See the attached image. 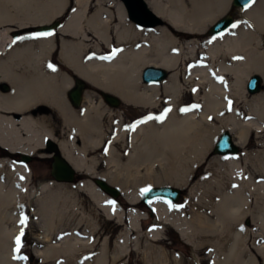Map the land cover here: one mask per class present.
Returning <instances> with one entry per match:
<instances>
[{
  "label": "bare ground",
  "instance_id": "1",
  "mask_svg": "<svg viewBox=\"0 0 264 264\" xmlns=\"http://www.w3.org/2000/svg\"><path fill=\"white\" fill-rule=\"evenodd\" d=\"M144 1L179 33L164 26L139 27L129 19L121 0H75L74 4L69 0H0V87L11 86L7 93L0 91V147L11 153L41 156L45 142L54 140L59 153L79 174L124 187L125 199L134 206L141 200L138 188L152 180L149 175L155 173L156 164L161 169V177L154 180L157 184L182 185L188 164L196 165L209 154L217 124L237 132L239 146L246 145L251 129L264 133V94L245 101L251 119L239 116L250 76L258 74L264 80V51L260 50L264 47V0H255L248 9L239 8L249 29L236 24L227 33L213 36L210 28L231 10L232 0ZM66 14L50 36L32 30L50 26ZM15 31L22 33L13 37L11 32ZM183 36L187 39L182 40ZM106 47L114 49L110 56L104 55ZM181 63L184 73L177 71ZM150 66L172 74L161 83H142L141 74ZM76 79L90 86L84 95L86 105L79 109L67 98ZM183 81L193 85L189 92L197 103L194 108L185 102ZM102 91L128 105L154 112L160 109L162 115L153 116L129 136L120 131L106 139L102 116L113 115V111L102 99ZM50 110L69 127L61 139L50 129ZM117 141L130 148L125 158L117 150ZM105 145L106 157L99 154L90 158ZM11 157L7 153L0 158V166L12 167ZM104 158L117 169L116 174L95 173ZM17 165L8 175L15 178V173H21L28 182V169ZM6 188L0 180L1 196L19 192ZM40 189L48 193L50 209L67 201L72 193L45 182L40 183ZM79 190L101 206L107 217L122 221L123 208L94 183H83ZM203 192L206 207L195 213L193 222L170 217L169 208L150 203L158 229L153 237L161 239L160 233L170 224L192 253V258H185L162 251L157 264H264V151L245 155L244 160L232 156L212 159ZM44 213L50 214L49 209ZM130 215L134 228L147 219L136 210ZM248 218L252 219L251 227L245 225ZM46 229L45 245L36 250L45 264L50 259L53 264H110L107 252L93 254L96 244L90 235L87 241L79 235L62 240V229L53 222ZM19 233L14 228L0 229V264H16L6 254L7 239H15ZM54 234L60 239L55 240ZM113 258L112 264H117L118 256Z\"/></svg>",
  "mask_w": 264,
  "mask_h": 264
},
{
  "label": "rangeland",
  "instance_id": "2",
  "mask_svg": "<svg viewBox=\"0 0 264 264\" xmlns=\"http://www.w3.org/2000/svg\"><path fill=\"white\" fill-rule=\"evenodd\" d=\"M74 1L75 0H69V4H74ZM230 8L231 10L233 9L232 12L230 10L226 15L230 14L231 12L230 15L236 19L235 24L245 29H249L247 22H245L242 17L243 12H241L239 9L233 8L232 1ZM66 16L67 14L55 20L62 23ZM225 16H222L219 19ZM129 19L131 20V18ZM158 26H164L174 34L179 33L173 30V28L161 18L159 25L145 28L153 29ZM17 32L18 31L11 32L12 36L14 37V34ZM19 33H22V31ZM186 36L188 38L191 37L188 34H186ZM196 38H199V35H196ZM185 39L187 38L183 36L182 40ZM201 45L203 46V44ZM260 50L264 51V47H260ZM103 52L104 55L106 53L105 56L111 55V51L110 49H107V47ZM187 68H189V65ZM177 71L184 73L185 69L183 63L179 65V69ZM169 74L171 75L172 73L169 71ZM141 81L144 83L142 80V74ZM183 82L185 83L186 81ZM7 85L11 88L9 84ZM191 88H193L192 84L190 86V84L186 85L185 83L184 89L187 93L185 94V102L190 105V109L197 106V103L192 100L191 94L189 92ZM0 91L2 93H7L1 88ZM260 94H264V82L263 91ZM255 96L256 95L253 96L247 93L246 98L242 99L240 102L239 116H241L242 120L251 119L245 101H252ZM98 101L99 99L94 96L93 102L97 103ZM83 105L85 106L86 103L84 102ZM112 111L113 115L110 113H104V116H102L103 118L101 125L107 135L106 139H109V137H115V135H117L120 131L126 132V134L129 136L141 126L137 124L139 120H145L149 117H158L162 115L160 109L154 112L150 109L128 105L124 102L119 108H112ZM48 115L50 116V129L54 130L56 137L61 139L65 136L64 132H68L69 127L63 122L57 112L50 110V114ZM220 127L221 125L217 124L213 145L209 150V154L196 165L188 164V170L185 174V181L182 182V185L179 187L175 186L174 184H157L154 180L158 177H161V169L159 164H156L154 167L155 173L153 172L149 175L152 180L145 181V186L141 185L140 188H138L140 189L139 193H141V200L138 205L134 206L129 204L125 199L124 194H122V197H120L118 200H114L112 197L107 195L114 203H118L123 208L124 217L120 222L107 217V215H105L104 211L101 209V206L93 202L84 191L79 190V186L81 184L88 181L94 183L95 179L97 178H93L92 176L81 173L78 182L60 184L54 181L51 177V165L49 163L36 160L31 162L29 165L24 166L30 173V178L27 182L26 175L21 173H15L13 176L15 178H10L8 175L10 168L18 166L15 164V162H11L12 167L0 166V180L5 182L7 187L6 191H8L10 188H16L19 190V192H14L13 196H8L9 193L6 192L2 195L4 196L3 199L0 195V229L10 230L14 228L16 231L20 232L17 236L20 237L19 246L16 243L17 237L15 239H7L8 247L6 254L16 264H45L44 261L36 256V250L38 248L44 247L45 244H43L42 240L46 235L47 224L53 222L57 228L62 229L61 238L79 235L82 240L87 241L89 238L87 235H90L91 241L96 244L93 254L100 255L104 252H107L110 264H112L114 259L113 257L115 256H118L117 264H157L160 255H162V251H165L170 255L175 253L181 257L192 258L191 247L181 240L179 234L173 229V227H171L170 224H166L160 233L159 237L161 239H155L153 237V233L157 232L158 230L156 225L157 219L150 205L142 202L143 196L145 194L143 190L158 186H171L179 188L181 190V197L177 203H171L164 200L154 201L157 203V205L169 208L172 211L170 213V217L177 216L179 219L193 222L194 218L196 217L195 213L206 207L207 198L205 194L206 192H203V184L208 175L209 162L214 158L223 157L213 153L214 147L220 136L224 132L230 130L228 128ZM128 136L126 142L130 141ZM232 136L235 139L237 132H232ZM108 144H110V142H108ZM260 144L264 145V133L257 134L256 131L251 129L248 140L246 141V145L241 146V153L232 157L244 160L245 155L264 151V147H261ZM116 147L122 158H125L130 151V148L126 144H122L121 141H117ZM105 150H107V145L103 146V148H101V150L98 152L91 154L90 158L98 156L99 154L105 156ZM4 155L5 154L0 152L1 159L4 157ZM105 160L106 158L101 160L96 165L95 173L116 174L118 172L117 169L115 167L109 166ZM145 174L146 167H143L142 175L145 176ZM42 182L50 184L52 188L53 186L56 187L57 185H60L64 188V190L71 191L72 193L70 192V198L67 201L64 200L62 203L56 204L55 208L50 209L49 202L51 200H49L48 193L40 189V183ZM114 186L122 191L124 189V187L118 185ZM44 209H49L50 214L46 216ZM133 210L138 211L139 215L145 216L147 218L146 220H143L142 223L139 222L138 228H134L132 224L130 212ZM73 211L75 213L71 215ZM11 214H14L13 219H10ZM22 220H25V223L22 224ZM136 224L138 225V223ZM245 225L249 227L253 226L252 219L248 218L245 221ZM53 238L55 240L60 239V237L56 236L55 234L53 235ZM18 247L19 250L17 251ZM53 262L54 260L50 259L47 264H53Z\"/></svg>",
  "mask_w": 264,
  "mask_h": 264
},
{
  "label": "water",
  "instance_id": "3",
  "mask_svg": "<svg viewBox=\"0 0 264 264\" xmlns=\"http://www.w3.org/2000/svg\"><path fill=\"white\" fill-rule=\"evenodd\" d=\"M125 6V9L131 18V20L140 27H155L160 24V17L155 15L146 5L144 0H121ZM255 0H232V7L239 9H248L254 3ZM234 17L227 15L219 20L214 26L210 28V35H222L225 34L234 24ZM62 25L61 22H53L50 26H42L32 29L38 33H53L58 30ZM15 37L18 33L14 34ZM170 74L168 70L147 67L143 70L142 80L146 84L161 83L169 78ZM263 78L258 74L250 76L247 84L246 91L250 95H257L263 91ZM85 88V82L80 79H76L75 86L67 93L68 99L71 101L75 108H80L83 101V92ZM5 91H9L10 87L4 85ZM102 99L112 108H119L122 106L123 101L109 93H101ZM45 146H49L50 151L56 153L58 145L54 140L45 142ZM213 153L220 156H237L241 153L240 146L236 143L232 133L230 131L224 132L215 144ZM33 160V157L29 154H23L20 165H28ZM52 178L58 183H75L78 182L79 174L75 168L67 161L61 153H57L52 163ZM96 187L104 192L106 195L112 197L114 200H118L122 196V191L110 182L97 178L94 181ZM181 197V190L171 186L152 187L145 192L143 196V203L150 204L153 200H165L172 203H177Z\"/></svg>",
  "mask_w": 264,
  "mask_h": 264
},
{
  "label": "flooded vegetation",
  "instance_id": "4",
  "mask_svg": "<svg viewBox=\"0 0 264 264\" xmlns=\"http://www.w3.org/2000/svg\"><path fill=\"white\" fill-rule=\"evenodd\" d=\"M18 35H21V33H18ZM4 85H7V84H3L0 88L4 91ZM90 89V86L87 84L85 85V88H84V92H83V95H85L86 91ZM19 116V115H17ZM58 149H59V146H58ZM3 150L0 149V152L2 154H7L6 152H2ZM106 151V150H105ZM59 153V151L57 150L56 153H52L50 151V148L49 146H45L44 147V150L42 152V155L41 156H36V155H33V161H36V160H40L41 162H44V163H49L51 166H52V163L54 161V157L56 156V154ZM23 154H26V153H22V152H16L14 153V155H12V159L16 162H20L22 160V155ZM51 171H52V167H51ZM51 173V172H50Z\"/></svg>",
  "mask_w": 264,
  "mask_h": 264
},
{
  "label": "snow or ice",
  "instance_id": "5",
  "mask_svg": "<svg viewBox=\"0 0 264 264\" xmlns=\"http://www.w3.org/2000/svg\"><path fill=\"white\" fill-rule=\"evenodd\" d=\"M232 27L235 28V27H237V25L233 24ZM39 35H41V36H50V35H52V33H50V32L49 33H41ZM13 42H15V41H13ZM49 67H52V66L50 65ZM53 70H55V69H53ZM182 111H187V109H182ZM152 118L153 117H149L148 119H152ZM143 191L146 192V191H148V189H145ZM109 203H113V202H109ZM21 223L22 224L25 223V220H22ZM16 243H17L18 246L20 245V237H17ZM18 250H19V247L17 248V251Z\"/></svg>",
  "mask_w": 264,
  "mask_h": 264
}]
</instances>
